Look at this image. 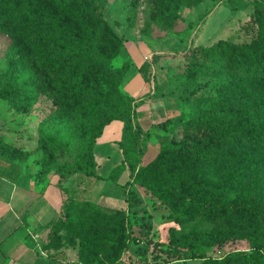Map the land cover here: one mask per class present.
Instances as JSON below:
<instances>
[{
    "label": "rangeland",
    "instance_id": "obj_1",
    "mask_svg": "<svg viewBox=\"0 0 264 264\" xmlns=\"http://www.w3.org/2000/svg\"><path fill=\"white\" fill-rule=\"evenodd\" d=\"M256 1L264 2L182 1L183 5L177 7L176 18L168 25L163 21L162 12L154 9L150 0H85L92 9L89 18L120 42V53L112 59L111 66L120 67L128 61L127 54L133 52L129 56L131 61L140 64L147 60L138 69L143 80L153 79L155 83L158 78L163 80V84L156 86L155 91L165 97L167 108L172 107L173 117L165 129L152 132L167 136L173 142L185 139L184 122L200 113L201 100L211 96L215 84L211 75H197L186 84V77L182 74L183 54L195 45H209L218 39H230L238 45L254 41L259 29L258 21L253 16ZM16 40L6 32L0 34V142L9 144L5 153L8 161L19 163L25 188L32 196L40 194L49 186H55L67 195L68 200L75 202L67 206L70 219L66 225L54 222L43 232L41 247L49 251L72 249L76 255H82V260L110 264L109 242L115 235L121 216L104 217L88 205L94 200L103 205L108 203L103 201V196L109 190L82 173L60 179L56 170L64 159H84L88 132L94 130L97 109L103 102L93 98L69 102L38 94L29 104L26 102L30 97L27 91H9L8 82H18L34 70L32 60L25 58L26 49L20 44L21 41ZM135 46L137 49L132 51ZM132 70L131 68L127 76H130ZM41 81L49 83L48 80ZM126 83L121 79L119 88L122 91H126ZM105 94L111 99L109 93ZM30 98L29 100L33 99ZM60 106L64 109L61 110ZM45 121L52 146L65 147V155L54 153L49 145L38 147L39 127ZM115 124L117 123L108 125L100 138L98 148L105 147L106 155L115 154L113 148L109 147L111 142H108L113 137ZM239 128L242 137L248 134L242 121ZM141 138V135L132 136L127 138V143L135 147L140 144L144 146L141 165L146 166L148 172L138 181H133L128 188L117 189L114 193L115 203L106 204L112 208L96 203L106 210H124L123 216L127 218L133 235L139 240L132 243L114 264H210V259H219L234 251L248 250L253 237L262 226L247 212L232 208L204 210L188 206L186 216L179 218L175 210L182 206L184 196L189 194L208 203L213 196L224 197L233 206L246 198L251 199L257 188L253 177L243 175L230 192H217L214 187L219 188L218 184L230 182L229 175L234 170H240L237 164L215 173L214 180H209L204 169L194 163L198 162L195 158L199 149L190 147L178 153L160 152L156 137H149L142 143ZM241 142L244 143V140L238 142L240 150L245 153ZM243 153L230 149L226 151L229 155L236 154V158ZM100 155L101 152H97L96 158L104 171L106 166ZM179 172L197 174L194 185L185 189L183 181L175 184L173 178ZM256 177L262 180L263 171H259ZM205 184L213 190L205 189ZM145 186L168 188L172 192L170 201L161 203L157 199L145 197L142 194ZM126 190L134 194L131 208H127ZM110 196L113 194L106 197ZM153 242L162 244L155 246ZM193 251L203 254L204 258H187Z\"/></svg>",
    "mask_w": 264,
    "mask_h": 264
},
{
    "label": "trees",
    "instance_id": "obj_2",
    "mask_svg": "<svg viewBox=\"0 0 264 264\" xmlns=\"http://www.w3.org/2000/svg\"><path fill=\"white\" fill-rule=\"evenodd\" d=\"M182 1L186 0H150L153 8L162 12L163 21L168 25L176 18L177 7L183 5ZM254 5L253 16L259 24L254 41L238 45L230 39H218L209 45H195L183 54L182 74L186 77V84L193 81L197 75H211L215 84L211 96L201 100L200 113L184 122L185 139L173 142L167 136L142 130L133 123V99L119 88V83L129 68V62L125 61L120 67L111 66L112 59L120 53V42L104 27L89 18L92 9L88 2L0 0V34L6 32L14 36L16 41H21L20 44L26 49L25 58H30L34 63V73H29L28 77L18 82L7 83L9 91H27L33 98H27L26 102L29 104L38 94L69 102L92 98L103 102L97 109L98 117L94 130L88 132L84 159H64L56 168L60 179L74 173H82L89 178L110 179L127 169L128 179L121 187L128 188L133 181H138L148 172V168L141 165L144 146L140 144L135 147L127 143V138L138 135L142 136L141 143L149 137H156L160 152L178 153L190 147L199 149L195 158L198 162L194 163L204 169L209 180H214L215 173L237 164L240 170H234L229 175L231 183L225 181L218 184L219 188L214 187L217 192H230L243 175L253 177L257 188L251 199L246 198L233 206L224 197L213 196L208 203L194 194H189L184 196L182 206L175 210V214L182 218L186 216L188 206L204 210L232 208L247 212L261 224L262 229L256 232L248 250L234 251L222 258L210 259V264H264V2L256 1ZM41 80H48L49 83L45 84ZM105 93H109L111 99ZM60 109L63 110V106H60ZM113 120L123 123L122 136L117 142L122 159L104 178L96 171L98 164L94 148L104 127ZM170 121L165 118L152 124V127L165 129ZM241 121L248 133L244 137L239 132ZM46 122L41 123L39 127L38 147L49 145L54 153L65 155V147L52 146ZM238 139L244 140V143H241L244 144L245 153L240 150ZM200 144L202 146H199ZM8 148L9 144L0 142V155L6 159ZM228 149L243 154L236 158V154H226ZM259 171H263L262 180L256 177ZM189 174L192 176H188ZM197 177V174L192 172H179L173 181L175 184L183 181L187 189L194 185ZM204 187L213 190L207 184ZM129 191L126 190L127 208H131V200L134 199V194ZM171 193L166 187L145 186L142 190L145 197L157 199L161 203L170 201ZM74 203L66 197L58 217L48 227L54 222L66 225L70 219L67 206ZM88 205L104 217L121 216L115 228V235L109 242V262L114 264L132 243L139 240L133 235L130 223L123 216L124 210H106L95 202H89ZM153 244L160 246L162 242ZM62 252L58 251L52 256L58 257ZM187 258H204V255L193 251ZM77 261L80 264H96L82 260L81 254L77 255Z\"/></svg>",
    "mask_w": 264,
    "mask_h": 264
},
{
    "label": "crops",
    "instance_id": "obj_3",
    "mask_svg": "<svg viewBox=\"0 0 264 264\" xmlns=\"http://www.w3.org/2000/svg\"><path fill=\"white\" fill-rule=\"evenodd\" d=\"M136 49L137 47L132 51ZM132 53H126L129 68L123 80L127 81L124 92L133 99V123L142 130L159 131L152 127V124L165 118L171 119L174 110H171L172 107L167 108L165 97L158 95L155 91L156 86L163 84V80L158 78L156 83L153 79L150 81L143 80L138 69L147 60L137 64L130 60L129 56ZM131 68L133 69L132 73L127 76ZM163 116L166 117L162 118ZM111 123H117L114 126V131H112L113 137L108 139V142H111L109 147L113 148L115 154L107 153L106 155L105 147L99 149L100 138ZM122 129L123 123L119 120H113L104 127L101 136L96 140L94 148V155L98 164L96 171L104 178L122 159L121 149L117 144L121 139ZM99 151L106 166L104 171L101 170V164L96 158V153ZM92 179L98 181L101 186H106L109 193L103 196V201H108L106 204L112 205L116 199L114 193L128 179V170L125 169L110 179ZM110 193L113 196L106 197ZM66 197L67 195L55 186H49L40 194L32 196L25 188L22 168L19 163L8 161L0 155V264H80L72 249L49 251L41 248L40 238L47 227L58 217L61 204ZM94 202L112 208L98 201L94 200ZM58 251L63 252L58 257H53L52 255Z\"/></svg>",
    "mask_w": 264,
    "mask_h": 264
}]
</instances>
